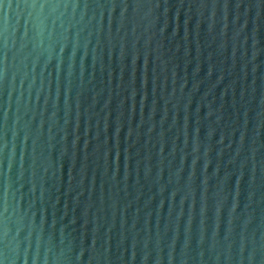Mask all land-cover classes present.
<instances>
[{"label":"water","instance_id":"water-1","mask_svg":"<svg viewBox=\"0 0 264 264\" xmlns=\"http://www.w3.org/2000/svg\"><path fill=\"white\" fill-rule=\"evenodd\" d=\"M0 264H264V0H0Z\"/></svg>","mask_w":264,"mask_h":264}]
</instances>
